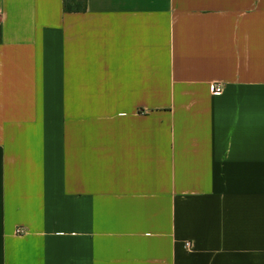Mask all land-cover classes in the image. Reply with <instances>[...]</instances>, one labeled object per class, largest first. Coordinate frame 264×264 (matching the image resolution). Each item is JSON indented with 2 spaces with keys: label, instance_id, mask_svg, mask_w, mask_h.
Returning a JSON list of instances; mask_svg holds the SVG:
<instances>
[{
  "label": "crops",
  "instance_id": "obj_1",
  "mask_svg": "<svg viewBox=\"0 0 264 264\" xmlns=\"http://www.w3.org/2000/svg\"><path fill=\"white\" fill-rule=\"evenodd\" d=\"M0 264H264V0H0Z\"/></svg>",
  "mask_w": 264,
  "mask_h": 264
},
{
  "label": "built area",
  "instance_id": "obj_2",
  "mask_svg": "<svg viewBox=\"0 0 264 264\" xmlns=\"http://www.w3.org/2000/svg\"><path fill=\"white\" fill-rule=\"evenodd\" d=\"M223 89H224V86L222 85L221 82L219 81H215L211 84L210 86V92L213 94V95H219L223 92ZM14 235L16 237H21V236H24L25 235V230L23 228H15L14 230ZM187 247L191 248L192 245L190 243H187L186 244Z\"/></svg>",
  "mask_w": 264,
  "mask_h": 264
},
{
  "label": "trees",
  "instance_id": "obj_3",
  "mask_svg": "<svg viewBox=\"0 0 264 264\" xmlns=\"http://www.w3.org/2000/svg\"><path fill=\"white\" fill-rule=\"evenodd\" d=\"M86 7V0H64L66 12L83 11Z\"/></svg>",
  "mask_w": 264,
  "mask_h": 264
}]
</instances>
